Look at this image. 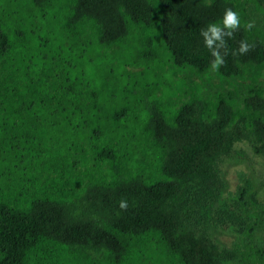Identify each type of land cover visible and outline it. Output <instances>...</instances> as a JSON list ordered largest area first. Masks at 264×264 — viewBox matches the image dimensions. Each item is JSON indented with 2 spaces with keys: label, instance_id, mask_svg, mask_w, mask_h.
<instances>
[{
  "label": "trees",
  "instance_id": "obj_1",
  "mask_svg": "<svg viewBox=\"0 0 264 264\" xmlns=\"http://www.w3.org/2000/svg\"><path fill=\"white\" fill-rule=\"evenodd\" d=\"M239 143L264 162V0H0V264H264L244 176L241 246L211 238Z\"/></svg>",
  "mask_w": 264,
  "mask_h": 264
},
{
  "label": "rangeland",
  "instance_id": "obj_2",
  "mask_svg": "<svg viewBox=\"0 0 264 264\" xmlns=\"http://www.w3.org/2000/svg\"><path fill=\"white\" fill-rule=\"evenodd\" d=\"M178 73L180 78L178 80L187 79L183 70ZM193 80L197 83L200 82V78L194 77ZM218 171L223 182L221 201L226 207L219 209L220 211L213 215L214 218H221L223 224H216L217 227L210 226L211 238L226 250H231L235 244L241 246L240 235L237 232L240 227L237 220L228 219L224 211H236L232 206V200L236 198L235 189L241 183L240 177L244 176L250 182V192L254 194L258 206L264 212V162L251 153L248 145L239 143L233 146L230 156L221 161ZM262 218L264 220V213Z\"/></svg>",
  "mask_w": 264,
  "mask_h": 264
},
{
  "label": "clouds",
  "instance_id": "obj_3",
  "mask_svg": "<svg viewBox=\"0 0 264 264\" xmlns=\"http://www.w3.org/2000/svg\"><path fill=\"white\" fill-rule=\"evenodd\" d=\"M241 17L237 11L231 8H226L220 23H209L206 28L201 30L205 46L210 50L213 60L211 68L218 70L224 63L225 57L229 54L226 38H232L234 33L240 28ZM254 26L252 21L245 23L246 30H251ZM254 44H250L247 40H241L235 54H246L253 50ZM127 201L122 199L119 202V207L122 210H127Z\"/></svg>",
  "mask_w": 264,
  "mask_h": 264
}]
</instances>
